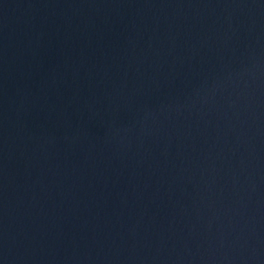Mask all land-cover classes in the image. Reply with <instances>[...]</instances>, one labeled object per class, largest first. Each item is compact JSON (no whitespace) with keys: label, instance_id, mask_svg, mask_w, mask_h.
I'll list each match as a JSON object with an SVG mask.
<instances>
[{"label":"water","instance_id":"obj_1","mask_svg":"<svg viewBox=\"0 0 264 264\" xmlns=\"http://www.w3.org/2000/svg\"><path fill=\"white\" fill-rule=\"evenodd\" d=\"M0 264H264V0H0Z\"/></svg>","mask_w":264,"mask_h":264}]
</instances>
